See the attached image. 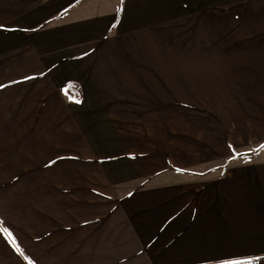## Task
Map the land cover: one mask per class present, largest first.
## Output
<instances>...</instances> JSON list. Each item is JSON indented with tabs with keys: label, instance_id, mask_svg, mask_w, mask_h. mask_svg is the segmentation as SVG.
I'll return each instance as SVG.
<instances>
[{
	"label": "crops",
	"instance_id": "obj_1",
	"mask_svg": "<svg viewBox=\"0 0 264 264\" xmlns=\"http://www.w3.org/2000/svg\"><path fill=\"white\" fill-rule=\"evenodd\" d=\"M236 19L250 26L233 27ZM254 44L264 45V0H0V117L52 116V140L83 118L88 126L95 116L149 114L157 99L172 111L189 85L203 88L205 68L245 66ZM71 84L79 103L61 97ZM21 122L19 135L1 119L0 157L2 143L23 144ZM259 152L234 163L189 157L188 166L136 176L128 191L123 178L119 194L91 190L98 197L79 213L69 193L70 219L20 204L42 207L5 214L0 264H264ZM222 163L230 166L216 170ZM64 190L52 194L62 200Z\"/></svg>",
	"mask_w": 264,
	"mask_h": 264
},
{
	"label": "rangeland",
	"instance_id": "obj_2",
	"mask_svg": "<svg viewBox=\"0 0 264 264\" xmlns=\"http://www.w3.org/2000/svg\"><path fill=\"white\" fill-rule=\"evenodd\" d=\"M249 26L238 19L233 27L244 31ZM19 27L16 25L18 39L14 40L18 43ZM246 46L244 50L252 45ZM262 46L254 44L252 60L250 51L244 52L245 66L205 68L203 88L189 85V98L175 100L172 111L164 106L159 108L163 100L157 99V106L147 110L149 114L95 116L88 126L82 125L86 123L83 118L76 132L69 135L57 131L52 140L49 138L53 127H57L52 116L0 117V123L1 119L13 123L19 135L21 124L16 122L22 121L27 130L23 132V144H1L6 150V156L0 157V235L4 241H8L9 234L3 223L5 214L36 215L42 207L20 204H44L42 210L49 211V219H70L74 214L68 211L69 200L65 201L69 193L76 195L71 198L79 213L84 205L81 201L98 197L91 190L114 193V189L119 194L123 190L117 184L123 178L128 191L139 181L136 176L149 179L154 171L188 166L183 161L189 157L223 155L234 163L259 155L264 145V55L259 51ZM69 96L64 87L61 97L77 101ZM20 102L14 100L13 107ZM227 166L230 165L222 163L216 170L223 171ZM129 177L136 179L130 181ZM62 188L65 194H61L60 200L52 193L53 189ZM77 218L83 217L78 214Z\"/></svg>",
	"mask_w": 264,
	"mask_h": 264
},
{
	"label": "trees",
	"instance_id": "obj_3",
	"mask_svg": "<svg viewBox=\"0 0 264 264\" xmlns=\"http://www.w3.org/2000/svg\"><path fill=\"white\" fill-rule=\"evenodd\" d=\"M65 91L72 97V99H79L78 95V85L76 84H71L65 87Z\"/></svg>",
	"mask_w": 264,
	"mask_h": 264
},
{
	"label": "snow or ice",
	"instance_id": "obj_4",
	"mask_svg": "<svg viewBox=\"0 0 264 264\" xmlns=\"http://www.w3.org/2000/svg\"><path fill=\"white\" fill-rule=\"evenodd\" d=\"M76 102L79 103L78 100ZM261 150H264V145H261ZM238 264H239V262H238ZM243 264H250V262H243Z\"/></svg>",
	"mask_w": 264,
	"mask_h": 264
}]
</instances>
